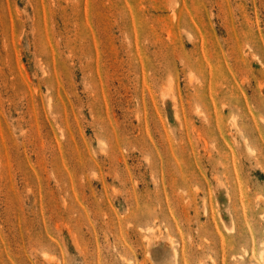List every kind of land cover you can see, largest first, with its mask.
<instances>
[{
    "label": "rangeland",
    "instance_id": "obj_1",
    "mask_svg": "<svg viewBox=\"0 0 264 264\" xmlns=\"http://www.w3.org/2000/svg\"><path fill=\"white\" fill-rule=\"evenodd\" d=\"M263 243L264 0H0V264Z\"/></svg>",
    "mask_w": 264,
    "mask_h": 264
},
{
    "label": "bare ground",
    "instance_id": "obj_2",
    "mask_svg": "<svg viewBox=\"0 0 264 264\" xmlns=\"http://www.w3.org/2000/svg\"><path fill=\"white\" fill-rule=\"evenodd\" d=\"M263 245H264V243H263ZM259 259H260V263L264 264V246L259 250Z\"/></svg>",
    "mask_w": 264,
    "mask_h": 264
}]
</instances>
